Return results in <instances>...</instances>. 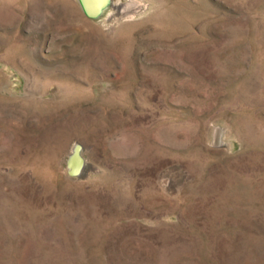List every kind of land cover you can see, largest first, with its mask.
<instances>
[{
    "label": "rangeland",
    "instance_id": "rangeland-1",
    "mask_svg": "<svg viewBox=\"0 0 264 264\" xmlns=\"http://www.w3.org/2000/svg\"><path fill=\"white\" fill-rule=\"evenodd\" d=\"M139 1L0 0V264H264V0Z\"/></svg>",
    "mask_w": 264,
    "mask_h": 264
},
{
    "label": "water",
    "instance_id": "water-1",
    "mask_svg": "<svg viewBox=\"0 0 264 264\" xmlns=\"http://www.w3.org/2000/svg\"><path fill=\"white\" fill-rule=\"evenodd\" d=\"M83 14L90 20L100 19L105 12L111 7L112 0H77ZM223 131L216 129L214 144L216 147L222 145L221 135ZM83 146L80 143H74L71 152L66 160V173L70 178L82 177L87 163L82 155Z\"/></svg>",
    "mask_w": 264,
    "mask_h": 264
},
{
    "label": "bare ground",
    "instance_id": "bare-ground-1",
    "mask_svg": "<svg viewBox=\"0 0 264 264\" xmlns=\"http://www.w3.org/2000/svg\"><path fill=\"white\" fill-rule=\"evenodd\" d=\"M113 1V0H112ZM116 1V0H115ZM117 3V2H116ZM116 3H113V7H114V9H116V10H119L120 8H119V6H117V4ZM112 6V5H111ZM125 6L126 7H137V8H139V7H141V6H143V4H141L140 3V1L139 0H128V3L127 4H125ZM144 8V7H143ZM123 9H125V8H123ZM121 10V9H120ZM124 11V10H123ZM122 14H123V12H122ZM110 15H112V14H110ZM109 19V18H108ZM114 19V18H113Z\"/></svg>",
    "mask_w": 264,
    "mask_h": 264
}]
</instances>
